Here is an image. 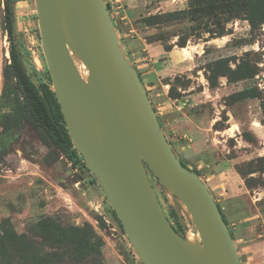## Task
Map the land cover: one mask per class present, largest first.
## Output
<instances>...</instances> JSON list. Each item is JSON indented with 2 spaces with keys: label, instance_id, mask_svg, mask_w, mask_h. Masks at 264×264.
Segmentation results:
<instances>
[{
  "label": "rangeland",
  "instance_id": "374dc122",
  "mask_svg": "<svg viewBox=\"0 0 264 264\" xmlns=\"http://www.w3.org/2000/svg\"><path fill=\"white\" fill-rule=\"evenodd\" d=\"M155 1L151 0V5ZM168 1L172 5L165 3L162 9L181 10L195 4L189 0ZM212 1L204 4L197 0L195 11L188 14L193 20L185 19L187 16L176 19L172 27L164 29L165 41L172 33H189L183 47L185 54H191L194 64L189 77L182 74L170 82L177 88L183 85V92L178 89L177 92L182 94L178 99H187L186 115L203 121L200 156L203 166H209L206 170L220 186L211 193L227 221L241 264H264V23L252 29L247 20L233 18L226 24L222 21L220 26L215 25L209 18ZM25 2V6H21L23 0H19L20 4L12 3L16 8L20 54L31 79L52 88L40 46L34 2ZM106 4L126 51L128 40L124 33L129 23L122 18L125 4L123 0H106ZM222 26V36H210L206 32L218 31ZM9 49L4 0H0V234L30 235L33 225L48 217L75 226L88 223L100 238L103 264H142L88 172L54 146L31 119L15 78L7 69ZM226 56L231 68L241 62L254 70L255 75L235 82L219 76L216 86L210 87L207 65ZM244 88H253L254 95L237 101L229 98ZM160 126L175 155L183 159L167 126L164 123ZM189 168L199 171L194 164ZM150 179L163 210L182 234L178 217L173 213L172 197L153 176ZM211 182L208 181L210 186ZM180 215L185 228H191L184 209Z\"/></svg>",
  "mask_w": 264,
  "mask_h": 264
},
{
  "label": "water",
  "instance_id": "95a60500",
  "mask_svg": "<svg viewBox=\"0 0 264 264\" xmlns=\"http://www.w3.org/2000/svg\"><path fill=\"white\" fill-rule=\"evenodd\" d=\"M33 2L67 134L140 262L241 264L208 186L181 164L167 140L105 0ZM15 9L12 32L17 44ZM23 66L28 73L24 60ZM149 173L172 197L183 234L165 216ZM181 209L190 218L189 229Z\"/></svg>",
  "mask_w": 264,
  "mask_h": 264
},
{
  "label": "trees",
  "instance_id": "16d2710c",
  "mask_svg": "<svg viewBox=\"0 0 264 264\" xmlns=\"http://www.w3.org/2000/svg\"><path fill=\"white\" fill-rule=\"evenodd\" d=\"M193 1L195 4L192 7L188 6L187 9L150 14L135 20V23L146 26L157 25L159 28L163 27L162 25L171 26L176 19L186 16L185 19H189L191 17L188 15L189 12L191 10L194 12L195 8L193 7L198 4L197 0H189V2ZM208 1L202 0L204 4H207ZM13 2L15 0H4V23L10 38V62L7 69L15 78L16 86L25 100L31 119L44 131L54 146L62 153L68 154L74 161H78L91 176V182L98 186L93 175L84 164L83 158L70 141L53 89L45 82H33L23 66L20 42L18 40L17 44L14 43L12 32ZM209 10V18L213 24L218 26L222 21L226 24L233 18L247 20L252 29L264 23V0H213ZM223 29L224 26L218 28V31L209 29L206 32L210 36L214 34L217 37L224 34ZM170 35L177 36L175 44L179 47L185 46L189 38V33H172ZM165 47L168 49L170 45ZM229 61L227 56L218 57L207 65L209 74H206V78L210 87L216 86L219 76H225L229 82H235L251 78L256 73L248 65L241 62L235 63V68H231ZM178 78L180 76H176L174 79L178 80ZM48 79L50 81V78ZM187 81L189 82V80ZM173 85L170 83L168 96L178 99L182 94L177 92L178 88ZM179 86L183 89L182 84ZM253 95V88H244L230 94L229 98L237 101ZM180 162L187 167L181 160ZM193 171L200 176L198 171ZM217 207L227 224L218 204ZM111 212L124 233L112 209ZM173 213L176 214L175 211ZM32 228L33 233L30 235L7 232L0 234V264H103L99 248L100 238L88 223L75 226L64 224L55 217H48L40 219ZM229 232L232 236L230 230Z\"/></svg>",
  "mask_w": 264,
  "mask_h": 264
},
{
  "label": "crops",
  "instance_id": "0c3cea01",
  "mask_svg": "<svg viewBox=\"0 0 264 264\" xmlns=\"http://www.w3.org/2000/svg\"><path fill=\"white\" fill-rule=\"evenodd\" d=\"M23 1L21 6L27 4L25 0ZM16 3L20 4L19 0ZM165 3L172 5V2L168 0H158L153 5H151V0H144L143 3L140 0H123L125 6L122 18L127 19L129 23L124 33L128 40L126 51L149 99L151 97L150 102L156 112L159 124L164 123L167 126L174 146L182 153L183 159L177 158L187 167L192 164L200 165L199 169L197 167L198 172L201 173L200 177L204 182H207L206 185L212 192V189H217L220 186L215 183L217 179H214L211 172L206 170V167L209 166H203L204 161L200 156L199 151L202 150L204 137L203 121L200 122L198 119L186 115V98L177 99L168 96L172 79L182 74H187L189 77L188 72L194 66L191 54L188 51V54H185L184 49L186 48L175 44L176 35H170L169 39L165 41L163 36L166 26L163 25L159 28L157 25L146 26L134 23L135 20L150 14L172 11V8L170 10L162 9ZM166 45H170V47L167 49ZM178 90L183 92L180 86H178ZM185 159L189 163H186ZM209 180H212L211 186L208 183Z\"/></svg>",
  "mask_w": 264,
  "mask_h": 264
},
{
  "label": "flooded vegetation",
  "instance_id": "af4514ba",
  "mask_svg": "<svg viewBox=\"0 0 264 264\" xmlns=\"http://www.w3.org/2000/svg\"><path fill=\"white\" fill-rule=\"evenodd\" d=\"M22 57V56H21ZM9 58H10V56H9ZM149 175V179H150V177L152 176L150 173L148 174ZM150 182L152 183V181H151V179H150ZM152 185H153V183H152ZM154 187V186H153ZM156 192V191H155ZM164 211V210H163ZM164 213H165V211H164ZM165 216L167 217V219H168V221L170 222V224L173 226V228L178 232V230H177V228H176V226L173 224V222L170 220V218H169V216L165 213Z\"/></svg>",
  "mask_w": 264,
  "mask_h": 264
},
{
  "label": "built area",
  "instance_id": "2783aa9c",
  "mask_svg": "<svg viewBox=\"0 0 264 264\" xmlns=\"http://www.w3.org/2000/svg\"><path fill=\"white\" fill-rule=\"evenodd\" d=\"M117 1H118V0H117ZM105 2H106V0H105ZM107 8H108V7H107ZM108 11H109V9H108ZM197 167H198V169H199V168H200V165H197L196 168H197Z\"/></svg>",
  "mask_w": 264,
  "mask_h": 264
}]
</instances>
